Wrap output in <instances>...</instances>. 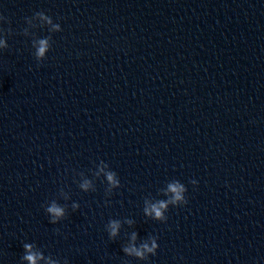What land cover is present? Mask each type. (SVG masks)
Masks as SVG:
<instances>
[{
    "label": "clouds",
    "instance_id": "1",
    "mask_svg": "<svg viewBox=\"0 0 264 264\" xmlns=\"http://www.w3.org/2000/svg\"><path fill=\"white\" fill-rule=\"evenodd\" d=\"M38 17L40 20L45 21L48 25H51V30L55 32H60L61 26L58 23H53V19L46 15L44 12H36L33 17L26 18V23L30 22L33 18ZM6 18L3 15H0V22L5 21ZM10 23V21H9ZM12 30L9 28L7 31V35H11ZM23 35H28V29H23ZM33 45L36 47L35 52V59L39 63L44 57L45 53L49 51L50 45H49V38H43L36 41H33ZM8 47L7 40L5 38L4 29L0 28V50L6 49ZM109 165L106 164L104 161L100 162V166L98 168V171L96 172V175H99L101 172L104 173V176L106 177L107 183L110 186L108 191L111 192L112 188H118L120 187V181L117 176V174L112 170H107ZM193 185L197 184V181L192 180L190 181ZM92 186V182L90 180H84L83 183L79 185V187L87 192L89 188ZM61 192L63 190L61 189ZM187 192V188L183 183H181L179 180H172L167 184V188L165 190V194L169 195V198L167 200H157L156 202H149L145 201V207H144V213L147 216L153 217L155 220L165 222L167 220V216L165 213L169 209V205L173 206H181L186 205L188 203L185 193ZM65 199H68L67 195L64 197ZM79 208L78 203L72 204V209L76 210ZM45 212L50 215V223L56 224L59 221H61L63 218H65V207L59 205L55 200L50 201L47 206L45 207ZM128 223H131V221H127ZM121 227V222L117 219H111L106 225V231L109 234V237L111 239H114L119 232V229ZM137 234L135 232L132 233L131 240L132 243H130L128 246L123 248V252L129 256V257H135L139 258L141 260H145L148 258V254L155 255L157 252V249L159 247L157 243V237H151L150 241H146L141 243L138 247L135 245ZM24 250L25 254L23 255L22 259L27 261L28 264H38L39 260H45L46 264H68L67 259H64L63 262H61L58 258H53L51 255L45 257L40 252L33 251V245L29 243L24 244Z\"/></svg>",
    "mask_w": 264,
    "mask_h": 264
}]
</instances>
